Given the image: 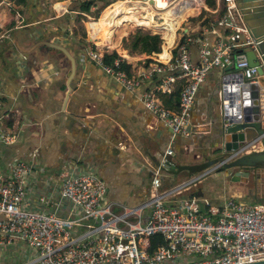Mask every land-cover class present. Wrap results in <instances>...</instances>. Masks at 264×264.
<instances>
[{
  "label": "built area",
  "instance_id": "obj_1",
  "mask_svg": "<svg viewBox=\"0 0 264 264\" xmlns=\"http://www.w3.org/2000/svg\"><path fill=\"white\" fill-rule=\"evenodd\" d=\"M122 1L132 4L128 5L130 8L136 6L141 13L151 6L162 8L153 0ZM182 1L165 0L163 7L168 9ZM188 1L184 11L190 7ZM201 1L198 10L180 23L202 12L199 18L184 27L178 25L177 36L166 47L164 57L158 52H142L137 56L126 48L122 53L114 45L97 41L91 25L85 29L84 56L116 84L134 91L145 81L151 82L139 91L141 104L169 128L170 138L159 162L145 164L150 177L147 193L133 205L108 199L99 175L91 169H80L73 161L63 162L56 171V200L37 191L36 203L29 205L27 185L35 183L37 172L42 171L35 158L36 150L32 149L27 157L9 158L0 164V246L15 240L23 242L31 254L22 264H242L264 258V201L232 195L213 201L188 194L190 188L224 160L173 184L160 182V168L173 154L176 136L189 132L191 107L207 72L211 68L218 70L216 94L220 99L223 93L232 95L242 82L256 81L257 65L264 75L263 59L257 65L247 62L244 51L256 50V41L234 0H211L209 5L206 0ZM92 7L90 3L87 10ZM66 9L60 7L59 12ZM77 11L86 17L88 24L98 18L93 19L86 10ZM157 18L162 21L163 16ZM21 23L18 18L15 26ZM137 27L159 34L162 40L163 26L133 28ZM134 30H126L124 34ZM9 33L10 26L0 24V45L9 38ZM112 52L115 56L105 61L104 54ZM127 54L134 60L128 59ZM176 86H179L176 102H164L161 95L169 94ZM5 94L0 88V145L7 147L16 144L32 123ZM263 136L264 133L257 134L233 149L225 161L260 149ZM61 200L69 205L67 214L55 208ZM52 204L55 206L46 208ZM153 233H159L162 242L149 250V236Z\"/></svg>",
  "mask_w": 264,
  "mask_h": 264
},
{
  "label": "crops",
  "instance_id": "obj_2",
  "mask_svg": "<svg viewBox=\"0 0 264 264\" xmlns=\"http://www.w3.org/2000/svg\"><path fill=\"white\" fill-rule=\"evenodd\" d=\"M182 2L184 4L173 7V13L184 10L186 1ZM76 3L75 0H0V24L10 26L9 38L0 45V88L17 111L32 123V128L23 130L5 160L27 157L32 149L36 150L35 158L42 171L37 172L35 183L27 185L29 205L36 203L37 191L56 200V171L65 161H73L80 169L95 171L105 183L108 199L133 205L147 193L149 180H145L149 172L145 164L159 162L170 138V130L141 104L139 91L151 82L145 81L140 88L128 91L84 56L81 48L86 43V34L74 26L75 13L79 15ZM64 6L66 11L60 13L59 8ZM114 9L108 8V11L113 15ZM148 11L154 14L153 10ZM18 18L22 23L15 26ZM97 19L90 24L96 30V36L101 38L100 42L115 45L114 38L125 21L111 29L108 42ZM164 37L166 39V31ZM39 40L63 45L74 57L75 87L68 91L66 98L68 60L60 50L47 44H36ZM172 43L173 40L169 44ZM117 49L124 53L120 47ZM140 53L134 54L138 56ZM166 54L167 51H162L159 56ZM191 54L195 56L194 47ZM127 56L134 60V57ZM217 79L218 70L211 68L199 84L190 111L189 132L176 136L173 154L168 156L169 164L167 168L164 165L160 168L161 185L173 184L213 167L228 156V152L220 151L218 142L212 138L213 131L203 122L212 95H215ZM169 94L161 95L162 100L165 97L169 101L164 102L174 104L177 96L173 98ZM100 96L108 102L96 98ZM2 149L8 148L2 146ZM175 152L177 156H174ZM58 153L60 162L50 169L49 165L53 164ZM0 155H3L1 145ZM4 161L2 158L0 164ZM217 168H214L216 174L207 172L188 194L206 196L213 201L226 195L260 200L258 197L264 194V167L251 169L247 178L233 183L227 181L222 168ZM55 208L59 213L67 214L69 205L61 200ZM30 254L31 250L23 242L15 240L0 246V264H22Z\"/></svg>",
  "mask_w": 264,
  "mask_h": 264
},
{
  "label": "water",
  "instance_id": "obj_3",
  "mask_svg": "<svg viewBox=\"0 0 264 264\" xmlns=\"http://www.w3.org/2000/svg\"><path fill=\"white\" fill-rule=\"evenodd\" d=\"M234 2L243 23L256 41V50L244 51L247 62L249 65H257L260 58L264 60V0H234ZM38 43L60 50L67 58L69 68L66 75V98L68 91L75 87L74 57L63 45L44 40H39L36 44ZM21 50L26 51L24 48ZM257 52L259 56L256 55ZM256 70V81L242 82L239 88H234L230 96L223 93L220 99L216 94V88L215 95H212L206 110L207 115L203 122L213 131L212 138L218 142L220 151L228 152V155L230 150L242 146L257 134L264 133V75L259 65L256 66ZM96 98L108 102L106 99L103 100L102 96ZM124 116L128 118L127 115ZM44 124L46 126V123ZM51 136L56 139L54 135ZM261 144L260 149L242 153L230 160L225 161L227 156L223 159L221 168L228 182H238L241 178H247L251 169L264 167V136L261 138ZM162 149L160 147V150ZM168 164L169 160H166L164 166L167 168ZM242 264H264V258Z\"/></svg>",
  "mask_w": 264,
  "mask_h": 264
},
{
  "label": "trees",
  "instance_id": "obj_4",
  "mask_svg": "<svg viewBox=\"0 0 264 264\" xmlns=\"http://www.w3.org/2000/svg\"><path fill=\"white\" fill-rule=\"evenodd\" d=\"M92 0H83V1H79L76 4L77 9H87L89 4L91 3ZM158 3H155V5L157 6H162V8H164L163 6L166 4L164 2L163 5L160 4L161 0H156ZM123 2V1H122ZM120 2V6L116 9L117 13L115 14H111V12H109L107 10L106 16L103 17L102 19H97L99 22V25L101 27V30L103 32L104 37L108 40L109 42V38H110V33H111V29L114 28L120 21L122 20H126V19H131L134 20L136 19V16L134 13H137L136 11L139 12V10H136L135 8H126L125 5ZM200 1H195V2H191L190 6L193 3H199ZM208 5L211 4V0H206L205 1ZM108 3V2H107ZM106 4V3H105ZM194 6V5H193ZM191 7L189 10L192 9H196L198 7ZM171 11L172 16L171 17H167L166 19H168V22L171 24H175L177 19L179 18V16L182 14V12L184 11H179L177 13H173V7L168 8ZM132 10V11H130ZM188 10V11H189ZM119 11V12H118ZM166 11V10H165ZM187 11V12H188ZM127 12H132V13H127ZM186 12V13H187ZM141 13V12H139ZM161 15H164V11L161 13ZM142 16L144 17V19H150L149 17H153V13L146 10L145 14H142ZM185 16H182V19H184ZM181 21V20H180ZM125 25L122 29L119 30L118 34H122L125 33L126 30H130L131 28L134 27L133 23L130 21H125L124 22ZM180 23V22H179ZM178 23V25H179ZM163 27L166 29V31L168 32L169 30H171L174 27H168L165 23V20H163L162 22ZM177 25V28H178ZM176 28V30H177ZM174 30V31H176ZM174 31L172 32V34L170 35H166V39L164 37V35L162 34V41L161 38L159 37V34L157 33H150L148 31H143L139 28L135 29L133 33L127 35V42H126V46L130 51L133 52H146V53H150V52H159V55L161 54L162 51H167L166 47L170 46V42L173 40V36H174ZM97 34V33H96ZM101 33H98V35ZM176 34V33H175ZM163 40H164V45L163 44ZM160 45L162 46V50H160ZM119 47L121 50H123V52H125L124 50V45H122V43L120 42ZM161 51V52H160ZM115 56V52H112V54H104V60L105 61H109L111 59V57ZM125 67V65H123ZM178 87L176 86L174 88V90L169 94V96H172L173 98L177 96V92H178ZM176 100V99H175ZM173 100V102L175 101ZM164 101H169L168 98L164 97ZM222 166H218L217 169H220ZM162 242V237L159 233H153L149 236V246L148 249L150 250L151 248H153L156 244Z\"/></svg>",
  "mask_w": 264,
  "mask_h": 264
},
{
  "label": "rangeland",
  "instance_id": "obj_5",
  "mask_svg": "<svg viewBox=\"0 0 264 264\" xmlns=\"http://www.w3.org/2000/svg\"><path fill=\"white\" fill-rule=\"evenodd\" d=\"M77 3L79 2L78 0H75ZM122 2V0H92L91 1V4H92V9H91V11L90 10H87V9H78V10H86V12H87V14L90 16V17H93V19L94 18H96V17H98L99 16V18L98 19H102L103 17H105L106 16V13H107V10H108V8H111L112 9V11H113V9H114V11H115V13H116V9L120 6V3L119 2ZM155 1V0H154ZM183 1H186L185 2V4L186 3H189V1L188 0H183ZM195 1H197V0H190V3L191 2H195ZM199 1V0H198ZM108 2V3H107ZM113 2H115V3H113ZM164 2L165 1H160V4L161 5H163L164 4ZM76 3V4H77ZM106 3V4H105ZM112 4V5H108V4ZM123 3V2H122ZM166 3V2H165ZM211 3H212V1H211ZM75 4V5H76ZM118 4V5H117ZM202 4V1L200 2V3H193L189 8H187L186 9V11H183L182 12V14H185L193 5L195 6V7H198V6H200ZM107 5L109 6L107 9H106V12L105 13H103L102 14V16H100V14H101V12H102V10L103 9H105L106 7H107ZM125 6H127V7H129L128 5H132V4H130V3H126V4H124ZM193 6V7H194ZM77 8V7H76ZM135 8H136V6H135ZM150 9H152L154 12H156V14L153 16V17H149L150 19H154L155 21H153V22H150V24H147L148 23V21H149V19H144L143 18V16L142 15H140V13L138 12V11H136L137 13H134L135 14V16H136V19H135V21L134 20H131V19H126V20H122V21H130V22H132L133 23V25L134 26H137V25H143V26H149L151 29H156V28H159V27H161V26H163V24H162V22H163V20H165V23H166V25L168 26V27H174V28H172L171 30H170V35L172 34V32L174 31V30H176V28H177V25H178V23L180 22V20L182 19V18H180V16L182 15H180L179 16V18H180V20H179V22L177 23V21H176V26H175V24H171V23H169L168 22V19H166L167 17H171L172 16V14H171V10L170 9H167V7H164V8H155L154 6H151L150 7ZM136 10H138L137 8H136ZM166 10V11H165ZM132 11V10H131ZM164 11V16H163V19H162V21H159V19L157 18V16H159V15H161V13ZM197 10H189L186 14H190V13H195ZM127 13H132V12H127ZM200 13H202V12H200ZM199 13V14H200ZM143 14H145V13H143ZM188 14V15H189ZM193 15V16H189L186 20H184V21H182L181 23H179V25H180V27H184L186 24H190V23H193V22H195V20L196 19H198L199 18V16L200 15ZM208 17H211L212 16V14H206ZM184 16V15H183ZM182 17V16H181ZM76 20V22H75V24H74V26H76V28L77 29H82V31L84 30L85 31V29L90 25V24H88V23H86L87 22V19H86V17L85 16H82L80 13H79V15L78 14H76L75 13V17H74ZM80 18H81V20L84 22V23H82V21L80 20ZM178 18V19H179ZM177 19V20H178ZM185 19V18H184ZM121 21V22H122ZM84 24V25H83ZM155 27H154V26ZM157 26V27H156ZM138 28V27H137ZM141 30H143V31H146L147 29H145V28H142V27H139ZM132 30H134L135 28H131ZM180 31H181V29H180ZM163 32H164V29H163ZM196 33H199V32H192L191 34H196ZM85 34V33H84ZM97 35V34H96ZM127 35L128 34H124V33H122V36H121V33L120 34H116V36H115V38H114V41H117L116 42V44L114 45V46H117V44L119 43L120 44V42L122 43V45H124V48H126V49H128L127 48V46H126V42H127ZM169 35V34H168ZM174 38H175V36H173ZM100 37H97L96 38V40L97 41H99L100 42ZM174 40V39H173ZM162 41V40H161ZM101 43V42H100ZM163 44H164V41H163ZM162 44V45H163ZM162 47V46H161ZM193 47H194V45L192 44L191 45V51H192V49H193ZM117 48H119V47H117ZM195 48V47H194ZM81 50H83L82 48H81ZM80 50V51H81ZM118 50V49H117ZM123 51V50H122ZM133 53H135V52H133ZM30 128H32V126L30 125L29 126ZM16 144H13V145H9V146H7V148L8 149H2V146L3 145H1V152H3V155H0V160L3 158V161L6 159V157L7 156H9V154H10V150H11V148L13 147V146H15ZM3 147H5V146H3ZM6 148V147H5ZM177 152H175L174 153V156H177ZM59 157H60V154L58 153V156H57V158H55V160H54V162H53V164L52 165H49V167H50V169H52V167L54 166V165H56V164H58L59 162H60V160H59ZM49 171V170H48ZM209 172H211L212 174H216V169H212L211 171H209ZM207 175V174H206ZM250 179V178H249ZM251 184V182H249V185ZM246 185H247V183H246ZM261 201L263 200L264 201V194L262 195V196H259L258 197Z\"/></svg>",
  "mask_w": 264,
  "mask_h": 264
},
{
  "label": "bare ground",
  "instance_id": "obj_6",
  "mask_svg": "<svg viewBox=\"0 0 264 264\" xmlns=\"http://www.w3.org/2000/svg\"><path fill=\"white\" fill-rule=\"evenodd\" d=\"M162 1H165V0H162ZM153 2H154V3H158L156 0H155V1L153 0ZM125 7H126V8H130V7H127V6H125ZM130 9H131V8H130ZM135 9H136V8H135ZM146 10H152V9H146ZM130 11H131V10H130ZM140 14L142 15L143 13H140ZM183 15H184V14H182L181 16H183ZM181 16H180V18H182ZM143 18H144V17H143ZM180 18L177 20V23L179 22ZM127 20H128V19H127ZM153 21H154V20L149 19V21H148L147 24H150V22H153ZM177 23H176V24H177ZM176 24H175V26H176ZM90 25H91V24H90ZM153 26H154V25H153ZM154 27H155V26H154ZM156 27H157V26H156ZM164 30L166 31L165 28H164ZM165 31H164V32L162 31V34H163V35H165ZM170 33H171L170 30H169L168 32L166 31V35H168V34H170ZM176 36H177V30H176V35H175V37H176Z\"/></svg>",
  "mask_w": 264,
  "mask_h": 264
},
{
  "label": "flooded vegetation",
  "instance_id": "obj_7",
  "mask_svg": "<svg viewBox=\"0 0 264 264\" xmlns=\"http://www.w3.org/2000/svg\"><path fill=\"white\" fill-rule=\"evenodd\" d=\"M147 169V168H146ZM149 172V171H148ZM147 172V173H148ZM148 178H149V173L148 174H146V180L145 181H148Z\"/></svg>",
  "mask_w": 264,
  "mask_h": 264
}]
</instances>
